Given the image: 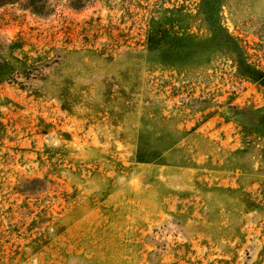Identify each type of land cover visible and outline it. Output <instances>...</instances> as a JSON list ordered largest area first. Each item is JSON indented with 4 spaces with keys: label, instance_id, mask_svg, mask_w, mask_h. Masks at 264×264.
I'll use <instances>...</instances> for the list:
<instances>
[{
    "label": "rangeland",
    "instance_id": "1",
    "mask_svg": "<svg viewBox=\"0 0 264 264\" xmlns=\"http://www.w3.org/2000/svg\"><path fill=\"white\" fill-rule=\"evenodd\" d=\"M0 264H264V0H0Z\"/></svg>",
    "mask_w": 264,
    "mask_h": 264
}]
</instances>
